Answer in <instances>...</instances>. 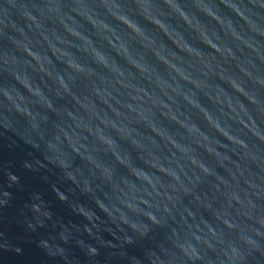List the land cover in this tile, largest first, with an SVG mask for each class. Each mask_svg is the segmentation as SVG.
<instances>
[{"label":"water","instance_id":"95a60500","mask_svg":"<svg viewBox=\"0 0 264 264\" xmlns=\"http://www.w3.org/2000/svg\"><path fill=\"white\" fill-rule=\"evenodd\" d=\"M0 264H264V0H0Z\"/></svg>","mask_w":264,"mask_h":264},{"label":"clouds","instance_id":"9594fccd","mask_svg":"<svg viewBox=\"0 0 264 264\" xmlns=\"http://www.w3.org/2000/svg\"><path fill=\"white\" fill-rule=\"evenodd\" d=\"M122 22H124L129 28H132L133 31H138V29L132 24L131 21L123 20ZM108 43H109V45L111 47L115 48L116 45L119 43V38H115L114 40L113 39H109ZM29 54H31V53H29ZM91 54H92L93 58L96 60L97 63H100L104 67H108V64H107L103 54L97 52L95 49L92 50ZM67 66L69 68H71L75 72H83L84 71L83 66L77 64L74 61H70ZM13 79L16 80L17 83H20L22 86H25L31 93H33L35 95H39L40 94L39 89L32 88V86L30 84H28L26 82L25 78H23L20 74H13ZM56 81H57V83L59 84V86L61 88L67 89V84L64 81V78L62 76L57 75ZM13 179H15V177H13ZM152 219L155 220L154 217H152ZM224 223L229 228L233 227V225L230 222H228V221H225ZM91 251L95 252V249H91ZM187 252H190L193 256H195L196 259L200 258L199 253L196 252L194 248L188 249ZM187 252H186V254H187ZM235 255H236L235 250H230V252L225 255V260L231 261V259Z\"/></svg>","mask_w":264,"mask_h":264}]
</instances>
